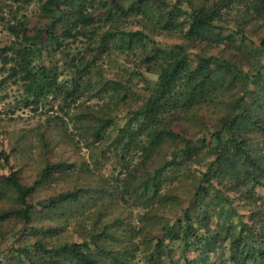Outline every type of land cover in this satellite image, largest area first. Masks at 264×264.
<instances>
[{
	"label": "trees",
	"instance_id": "16d2710c",
	"mask_svg": "<svg viewBox=\"0 0 264 264\" xmlns=\"http://www.w3.org/2000/svg\"><path fill=\"white\" fill-rule=\"evenodd\" d=\"M40 10L91 54L68 60L69 46L38 35L0 47V107L36 111L54 97L67 109L2 131L0 264H264V0H49ZM121 56L123 71L106 76ZM8 83L24 92L9 96ZM74 143L109 173L77 166ZM72 224L78 241L64 237Z\"/></svg>",
	"mask_w": 264,
	"mask_h": 264
},
{
	"label": "rangeland",
	"instance_id": "374dc122",
	"mask_svg": "<svg viewBox=\"0 0 264 264\" xmlns=\"http://www.w3.org/2000/svg\"><path fill=\"white\" fill-rule=\"evenodd\" d=\"M49 0H0V47L3 45H8V43L15 38V36L19 37H30L32 35H38L39 40L44 45L50 43V38L58 39L59 43H62L63 45H67L68 47V60H70L72 57L75 59H79L80 57H88L91 52L89 50H85V45L83 44L85 39L79 37L77 39L73 38H64L66 35V32L61 27H56L51 30V21L45 15L41 12L40 8L41 5L44 2H47ZM100 16L99 13L95 14V16ZM9 23L13 26V32H8L4 30L6 27V24ZM104 28V30H106ZM155 43L160 48H168L170 45L177 43L176 40L173 39H165L163 37L153 38ZM135 51V50H134ZM137 52L130 53L128 59L130 62L135 60L137 56ZM124 56H121L117 60H112V62L108 63L104 66L103 69L106 70L105 75L111 76V75H117L119 72L123 71V67L125 64L124 62ZM43 58L46 59V53L43 54ZM50 58H48L46 61H49ZM126 61V60H125ZM52 62L57 65V67H62V64L64 62V58L53 55ZM76 63V62H75ZM112 77V76H111ZM138 88V90H133L132 95L137 96L141 93ZM24 92V88L22 86H12L10 83H8L6 93L9 96H17L18 94H21ZM144 93V97H145ZM88 94L84 97L87 98ZM107 101V99H105ZM129 102H131V105L129 106L130 109L133 107H137L135 104L134 98L130 97L127 98ZM96 100H92L90 103H93ZM101 103L100 101H97ZM4 103H7V100H5ZM41 105V106H40ZM39 105L38 110L33 111L30 109H19L16 110L14 113L6 111L4 108L0 107V144L3 143L4 145L8 143L7 138L3 135L2 131H8L9 133L13 131H20V130H31L34 128L38 123L44 122L47 117L51 116H57V117H64V113L67 111L66 107H63V111H60L59 109V102L54 99V97H49L45 101L41 102ZM23 107V106H20ZM76 107H74L69 113H75L77 112L75 110ZM121 114H126V110H122ZM73 115V114H72ZM125 119L122 118V115L120 113L118 114V120L117 124L120 126L124 123ZM71 127V126H70ZM73 129L69 128L68 133H72ZM73 134V133H72ZM6 140H2L3 138ZM15 137V136H14ZM12 137V138H14ZM77 139L76 137L73 139L75 141ZM12 140V139H11ZM75 143L70 147V150L72 152V158L76 160L77 166L81 162H84L86 165L85 167H89L91 171H94L96 174L101 172L100 174H108L111 168L106 171V169L94 167L93 163L90 158V150H87L84 148L83 144H79L77 146H74ZM11 146V145H10ZM71 156V154H70ZM11 165L13 166L14 163L12 162ZM30 165H33L32 162H30ZM98 169V170H97ZM8 169H6L7 171ZM118 211L119 213L122 212L123 217H127L128 221H131L132 223H135L133 221L134 218H136L135 210L130 206V203H123L120 202L118 205ZM117 214H114L115 217ZM111 217V218H112ZM111 218L108 219V221L111 220ZM74 225L72 224L70 227L67 228L64 237L66 239L70 240H79V232L74 230Z\"/></svg>",
	"mask_w": 264,
	"mask_h": 264
}]
</instances>
